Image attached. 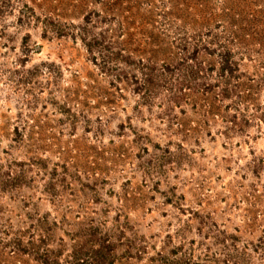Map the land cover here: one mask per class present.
I'll return each instance as SVG.
<instances>
[{"label":"rangeland","instance_id":"1","mask_svg":"<svg viewBox=\"0 0 264 264\" xmlns=\"http://www.w3.org/2000/svg\"><path fill=\"white\" fill-rule=\"evenodd\" d=\"M217 1L0 0V264H264V0L226 85L159 73Z\"/></svg>","mask_w":264,"mask_h":264},{"label":"trees","instance_id":"2","mask_svg":"<svg viewBox=\"0 0 264 264\" xmlns=\"http://www.w3.org/2000/svg\"><path fill=\"white\" fill-rule=\"evenodd\" d=\"M231 0H218L217 4H221L222 6V12L220 15L212 14L211 8H202L201 6H198L197 13L200 17V24L204 25L205 27H209V24L211 21H215V18H223L226 20V23H224L225 27L222 28L219 26L218 30H224L223 31V40L220 42V38H211V31H208L203 27V29L206 30V32H200L196 35H193L192 37V45L191 42H183L179 47L176 48L177 55L175 62H178L177 68H174L171 66V64L165 65L163 68L159 69V73L163 74V72H166L167 74H172L174 70H176L179 74L177 77H182L177 81L175 84L173 83L171 85V90H173V96L174 100L176 101L177 98H184L186 95V91L192 90L195 94L202 93H212L215 88L218 87V84L212 85L207 84L206 82H201L202 79H206L211 77V74L213 73V66L205 67L203 62L200 61V57H215L219 60L218 68L216 69V76L215 78L219 81H222V83H225V85L228 83V80L232 79V74L234 70L232 69V66H236V62H234V54L228 49V46L233 42L234 37L237 38L239 32H245V31H252L251 29L255 27L256 23H258L257 18V12L249 10L248 5L253 6L256 8L257 4L260 3L261 0H232L234 3L230 2ZM254 1V2H250ZM233 4V8L230 6ZM230 7V8H229ZM239 9V10H238ZM202 10H206L205 15ZM201 13V14H200ZM206 17V18H205ZM197 21V20H196ZM195 21V23H196ZM239 28V26H241ZM238 26V28H237ZM201 27V26H200ZM250 27V28H248ZM209 29V28H207ZM237 30V31H236ZM85 30H83V33ZM252 33V32H251ZM212 45H217L216 50L212 49ZM90 50V48H88ZM123 53L121 50H117L115 54H113L114 58H122ZM102 56V55H101ZM180 56V57H178ZM127 57L130 59L129 55ZM104 59V60H103ZM111 61H114L110 59ZM108 58L105 59L102 57V70L105 73L114 72L117 71L118 75L116 74L115 79L121 80L124 76L120 73V68L117 66V64H111V67L113 68H107L110 61ZM110 61V62H111ZM136 67L138 70L141 71H149L152 76H155V65L148 62L138 60V63H136ZM129 65V64H128ZM126 65V66H128ZM164 63H162V66ZM173 69V70H172ZM146 75V74H145ZM148 79H150L149 74L146 75ZM149 81V80H148ZM136 83V81H134ZM192 83V87H191ZM222 97H227L228 91L225 89H222L221 91ZM40 242V241H39ZM36 244L38 246V243L36 241ZM29 246L35 247L34 242H30ZM14 252H17L19 254H22L24 252L31 253L30 250L26 247L17 246L15 249H13Z\"/></svg>","mask_w":264,"mask_h":264}]
</instances>
